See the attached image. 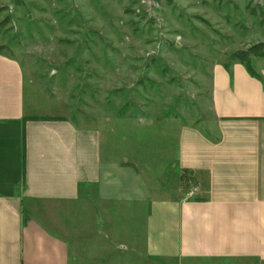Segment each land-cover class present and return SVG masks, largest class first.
I'll return each mask as SVG.
<instances>
[{"label":"crops","instance_id":"crops-1","mask_svg":"<svg viewBox=\"0 0 264 264\" xmlns=\"http://www.w3.org/2000/svg\"><path fill=\"white\" fill-rule=\"evenodd\" d=\"M254 69L213 66L207 131L174 125L167 156L138 161L47 99L40 112L0 50V264H264V59Z\"/></svg>","mask_w":264,"mask_h":264},{"label":"rangeland","instance_id":"rangeland-1","mask_svg":"<svg viewBox=\"0 0 264 264\" xmlns=\"http://www.w3.org/2000/svg\"><path fill=\"white\" fill-rule=\"evenodd\" d=\"M261 41L264 0H0V50L38 110L100 130L117 158L166 157L174 125L207 131L211 68Z\"/></svg>","mask_w":264,"mask_h":264},{"label":"trees","instance_id":"trees-1","mask_svg":"<svg viewBox=\"0 0 264 264\" xmlns=\"http://www.w3.org/2000/svg\"><path fill=\"white\" fill-rule=\"evenodd\" d=\"M251 15L256 16L258 14L257 9L254 7H250L248 6ZM254 57H261L264 58V41L261 42H257L254 43L250 46H248L247 48L244 49H238L236 51H234L233 53L230 54V61L232 60H238L241 63H243L247 70L256 75L255 69H254V65H253V58ZM227 67L229 65V63H226ZM33 119H49V118H53V117H46V116H33ZM24 155L23 158L25 157V138H24Z\"/></svg>","mask_w":264,"mask_h":264},{"label":"built area","instance_id":"built-area-1","mask_svg":"<svg viewBox=\"0 0 264 264\" xmlns=\"http://www.w3.org/2000/svg\"><path fill=\"white\" fill-rule=\"evenodd\" d=\"M194 191H195V188L193 187L192 189H190L189 191H188V195H192L193 193H194Z\"/></svg>","mask_w":264,"mask_h":264}]
</instances>
